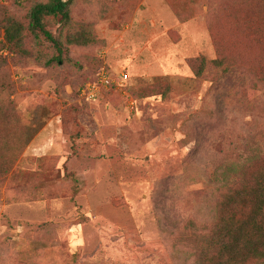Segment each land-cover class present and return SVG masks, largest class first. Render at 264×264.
I'll list each match as a JSON object with an SVG mask.
<instances>
[{
  "label": "rangeland",
  "instance_id": "obj_1",
  "mask_svg": "<svg viewBox=\"0 0 264 264\" xmlns=\"http://www.w3.org/2000/svg\"><path fill=\"white\" fill-rule=\"evenodd\" d=\"M35 1L0 10L26 27ZM69 16L46 25L59 59L28 31L30 56L0 45L3 107L25 124L0 179V264H194L178 237L189 221L209 225L212 174L264 151L251 71L263 63L264 0H71ZM81 30L89 42L66 41ZM219 53L234 63L225 71L209 64ZM100 72L117 85L90 97Z\"/></svg>",
  "mask_w": 264,
  "mask_h": 264
},
{
  "label": "trees",
  "instance_id": "obj_2",
  "mask_svg": "<svg viewBox=\"0 0 264 264\" xmlns=\"http://www.w3.org/2000/svg\"><path fill=\"white\" fill-rule=\"evenodd\" d=\"M21 3V0H17ZM71 0H37L26 14L27 26L21 21L0 10V29H2L1 48H6L21 57L30 56L24 47L25 31L34 38L39 36L48 40L60 55L61 42L46 25L50 19L61 24L69 23ZM88 30L68 35L69 43L86 44L90 41ZM85 35V36H83ZM260 53L264 56V47ZM196 76L201 75L206 65L204 57L191 60ZM214 68L227 69L232 66L219 53L209 62ZM195 65V66H194ZM256 83L264 88V57L262 64L252 70ZM12 82L7 73L0 75V179L11 169L12 162L23 143L17 141L23 135L24 122L17 116L13 106H5L9 101L3 99L2 91H11ZM111 88L114 85H110ZM17 139V140H16ZM212 180L220 184L219 200L213 209L209 225H196L189 221L192 232H182L178 243L185 247L184 255L191 257L194 264H264V151L258 150L242 161H229L220 171H214ZM71 261H76L72 253Z\"/></svg>",
  "mask_w": 264,
  "mask_h": 264
},
{
  "label": "built area",
  "instance_id": "obj_3",
  "mask_svg": "<svg viewBox=\"0 0 264 264\" xmlns=\"http://www.w3.org/2000/svg\"><path fill=\"white\" fill-rule=\"evenodd\" d=\"M126 75H122V79L125 78ZM124 80V79H123ZM100 84L101 86H104L105 88L110 87V85H114L116 87L117 83L113 82L106 74L103 72H100L97 75V80L93 83H90L87 85L86 90L90 92V97H93V92L98 90V87Z\"/></svg>",
  "mask_w": 264,
  "mask_h": 264
}]
</instances>
